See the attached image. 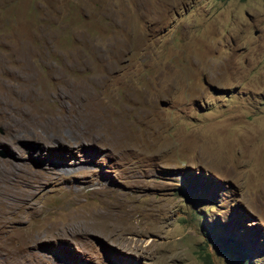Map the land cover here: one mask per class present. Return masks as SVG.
I'll return each instance as SVG.
<instances>
[{
    "label": "rangeland",
    "instance_id": "374dc122",
    "mask_svg": "<svg viewBox=\"0 0 264 264\" xmlns=\"http://www.w3.org/2000/svg\"><path fill=\"white\" fill-rule=\"evenodd\" d=\"M240 251L264 264V0H0V264Z\"/></svg>",
    "mask_w": 264,
    "mask_h": 264
},
{
    "label": "trees",
    "instance_id": "16d2710c",
    "mask_svg": "<svg viewBox=\"0 0 264 264\" xmlns=\"http://www.w3.org/2000/svg\"><path fill=\"white\" fill-rule=\"evenodd\" d=\"M218 246H220V249H222V250H228V252L230 251V250H234V249H238V247L239 246H237L236 244H231V243H229V242H226V241H224V240H222V241H219V243H218ZM222 246L225 248H222ZM240 248V247H239ZM241 252V251H240ZM241 254L243 255V256H241L240 255V262H242V264H247V260H248V257L245 255V254H243L242 252H241Z\"/></svg>",
    "mask_w": 264,
    "mask_h": 264
},
{
    "label": "bare ground",
    "instance_id": "6f19581e",
    "mask_svg": "<svg viewBox=\"0 0 264 264\" xmlns=\"http://www.w3.org/2000/svg\"><path fill=\"white\" fill-rule=\"evenodd\" d=\"M37 177V176H36ZM22 194V193H21ZM24 199V198H23ZM25 201V200H24Z\"/></svg>",
    "mask_w": 264,
    "mask_h": 264
}]
</instances>
